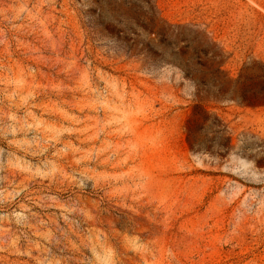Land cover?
Returning <instances> with one entry per match:
<instances>
[{
	"label": "rangeland",
	"instance_id": "rangeland-1",
	"mask_svg": "<svg viewBox=\"0 0 264 264\" xmlns=\"http://www.w3.org/2000/svg\"><path fill=\"white\" fill-rule=\"evenodd\" d=\"M0 264H264V0H0Z\"/></svg>",
	"mask_w": 264,
	"mask_h": 264
}]
</instances>
